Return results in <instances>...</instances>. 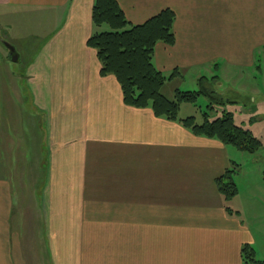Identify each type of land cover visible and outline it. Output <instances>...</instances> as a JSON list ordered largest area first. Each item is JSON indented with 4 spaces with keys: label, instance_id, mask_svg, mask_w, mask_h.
<instances>
[{
    "label": "crops",
    "instance_id": "obj_1",
    "mask_svg": "<svg viewBox=\"0 0 264 264\" xmlns=\"http://www.w3.org/2000/svg\"><path fill=\"white\" fill-rule=\"evenodd\" d=\"M116 1L131 25L175 13L153 57L163 74L205 65L225 97L264 104L242 76L264 79V0ZM92 8L0 0V264H242L244 245L263 260L264 189L226 203L214 181L236 164L229 146L124 105L86 45ZM20 35L37 41L28 55Z\"/></svg>",
    "mask_w": 264,
    "mask_h": 264
},
{
    "label": "trees",
    "instance_id": "obj_2",
    "mask_svg": "<svg viewBox=\"0 0 264 264\" xmlns=\"http://www.w3.org/2000/svg\"><path fill=\"white\" fill-rule=\"evenodd\" d=\"M175 19L176 15L171 9H164L143 24L131 25L116 0H93L91 21L94 31L86 45L95 51L100 75H110L116 79L124 105L150 109L156 118L177 123L194 136L216 140L224 146L255 155L263 147L262 142L251 130L243 128L241 124L236 125L233 113L225 110L227 104L236 102L227 99L216 86L212 89L203 87L204 78L198 80L201 87L198 91L176 89L172 98L162 94L166 83L181 76L178 69L165 76L153 62L157 44H174ZM216 80V77H212L213 82ZM200 97L208 101L206 110L200 111L201 121L197 122L193 115L181 118V108L196 106ZM217 109L221 110L220 113ZM237 170L238 166L232 164L214 181L226 203L237 196L233 179ZM226 210L231 213L230 209ZM241 262L264 264V259H257L254 249L244 245L241 248Z\"/></svg>",
    "mask_w": 264,
    "mask_h": 264
},
{
    "label": "rangeland",
    "instance_id": "obj_3",
    "mask_svg": "<svg viewBox=\"0 0 264 264\" xmlns=\"http://www.w3.org/2000/svg\"><path fill=\"white\" fill-rule=\"evenodd\" d=\"M20 36L21 46H18V48L24 50L23 55H28L30 49L34 47L32 45H34L37 41L30 36ZM10 65H12V67L14 66L12 62ZM261 67L264 70V66L262 65ZM208 70L209 67L205 65L195 68H188L184 71L180 70L181 76H177L173 81L166 83V85L162 89V94L167 98H172L176 89H180L183 91H198L201 89V87L198 82L195 81V78L197 77H200V79L206 78L203 87L212 89L216 86L217 89L219 88V91H222L223 88H221L222 85L220 81L213 82L212 78L209 79L208 74L210 73L208 72ZM164 74L165 76H168L170 72H166ZM242 76L246 86L251 85L253 86V89L264 94V79L261 74L256 73L250 69H243ZM233 85L235 88L239 87V84L237 83H234ZM245 85L242 84V86ZM242 93L238 95L237 92L233 90L232 92H227L229 96L227 95L226 98L235 101L236 104H227L226 109H223L235 114V124H242L243 128L252 130L253 134L257 138H259L263 144V147L255 155H249L247 153L240 152L232 146H229L230 149H232L230 151H233L234 162L236 164H239L240 166L239 172L237 171L238 174L235 175L233 179L237 184V188L240 190V197L243 200L244 197L250 195L259 197V191H261V189H264V183L261 181V177L258 175H263L264 173V104H258L260 102L259 93L258 97L255 96V98L253 96L250 98L249 93ZM252 99L254 100L250 103ZM207 103V99L200 97L198 102L196 103V106H183L179 115L181 118L193 115L195 116L197 122H200V111L206 110ZM217 111H219L220 113L221 110L217 109Z\"/></svg>",
    "mask_w": 264,
    "mask_h": 264
},
{
    "label": "water",
    "instance_id": "obj_4",
    "mask_svg": "<svg viewBox=\"0 0 264 264\" xmlns=\"http://www.w3.org/2000/svg\"><path fill=\"white\" fill-rule=\"evenodd\" d=\"M4 46L7 48L8 52H9V55L11 57V61L12 62H17L18 61V56H17V53H16L14 47L11 46L8 43H4Z\"/></svg>",
    "mask_w": 264,
    "mask_h": 264
}]
</instances>
